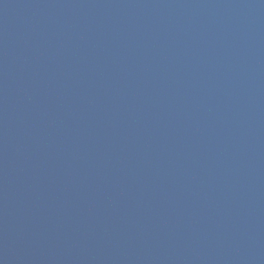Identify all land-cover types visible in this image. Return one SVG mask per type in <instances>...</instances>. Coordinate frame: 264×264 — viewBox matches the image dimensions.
I'll return each instance as SVG.
<instances>
[{
  "label": "water",
  "instance_id": "1",
  "mask_svg": "<svg viewBox=\"0 0 264 264\" xmlns=\"http://www.w3.org/2000/svg\"><path fill=\"white\" fill-rule=\"evenodd\" d=\"M264 235V0H88Z\"/></svg>",
  "mask_w": 264,
  "mask_h": 264
}]
</instances>
